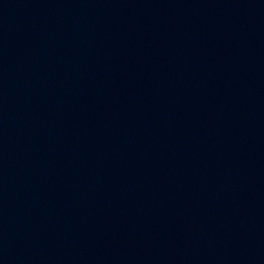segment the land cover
Masks as SVG:
<instances>
[{
	"label": "water",
	"instance_id": "95a60500",
	"mask_svg": "<svg viewBox=\"0 0 264 264\" xmlns=\"http://www.w3.org/2000/svg\"><path fill=\"white\" fill-rule=\"evenodd\" d=\"M0 264H264V0H0Z\"/></svg>",
	"mask_w": 264,
	"mask_h": 264
}]
</instances>
